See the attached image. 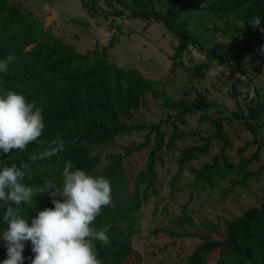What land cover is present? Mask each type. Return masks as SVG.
I'll list each match as a JSON object with an SVG mask.
<instances>
[{"label":"trees","instance_id":"1","mask_svg":"<svg viewBox=\"0 0 264 264\" xmlns=\"http://www.w3.org/2000/svg\"><path fill=\"white\" fill-rule=\"evenodd\" d=\"M80 1L90 15L112 17L110 32L113 21L122 16L127 20L143 19L147 24L153 20L160 22L162 28L176 39L170 70L180 66L190 70L193 77L202 80L207 77L206 71L211 61L217 65H230L241 76L246 73V63L241 52L224 56L208 49L205 50L206 60L187 57L185 61L189 47L199 46V40L187 30V22L178 20L181 18L179 10H174L169 16L149 11L148 6L152 0ZM198 1L219 21L233 17L237 22L234 33L243 42V50L264 65V55L258 51L264 45V33L259 30L264 28V0ZM176 3L184 6L193 4L194 0H176ZM256 16L260 17L261 22L259 28L254 30L249 23ZM115 43V35L111 33L100 52H78L44 27L43 22L35 16L22 12L16 4L0 0V61L9 55L15 57V61L8 65V72L0 73V88L21 93L28 102L35 101L36 106L42 110L45 124L38 142L30 143L23 151L0 153V169L12 163L19 167L21 162H28L31 170L26 173L22 183L33 188L48 184L59 188L63 181V169L69 160L73 164L72 170L80 168L93 176L107 178L111 184L112 205L104 207L93 224L96 229H106L110 240L108 246L95 242L102 264H124L129 258L132 252L131 238L140 231L141 209L160 192L158 166L163 165L162 156L174 152L182 138L178 125L185 124L186 115L214 105L201 93L192 101L184 97L172 100L165 95L160 82L146 78L135 69L116 65L110 60V50ZM235 93L233 86L231 97L236 100L238 109L234 117L253 136L252 142L246 143L241 151L252 143L257 144V150L264 148V138L256 124L264 100L261 101L254 90V96H246L240 105L239 96H235ZM147 96L160 100L174 113L149 126L128 123L127 120L132 121L137 110L145 104ZM168 128L170 130L167 132ZM221 130V124L217 123L214 136L222 142L219 153L212 157L211 163H204L199 169L192 170L194 183L212 189L231 179V188H248L250 181L256 180L261 170H264V167L258 171L249 170L258 159V151L249 158L231 162L226 156L228 142ZM138 133H143V141L140 143H130L104 156L97 152L101 144L114 145L116 139ZM58 137L64 141L62 151L51 158L29 160L31 154L43 152L49 147V142ZM73 140L75 143H72ZM145 151L144 166L136 171L130 159ZM209 151L210 141L206 138H203L200 146L180 150L179 171L174 174L171 183L174 185L179 180L184 164L199 159ZM102 157L108 163L99 172H95ZM232 176L235 179L230 178ZM51 199L48 192L38 193L31 205L20 206L21 215L30 224L40 210L54 206ZM3 212L4 208L0 207V232L6 227L2 221ZM164 212L167 210L164 209ZM182 218L188 224L193 223L187 213V205L182 206ZM200 225L207 237L188 256L187 264H264V201L231 220L223 221L221 225L209 226L204 222ZM218 228L223 229L222 237L214 238ZM212 252H217V258L210 262ZM23 255L24 264H31L34 254L30 242L26 243ZM6 258L4 241L0 239V262Z\"/></svg>","mask_w":264,"mask_h":264},{"label":"rangeland","instance_id":"2","mask_svg":"<svg viewBox=\"0 0 264 264\" xmlns=\"http://www.w3.org/2000/svg\"><path fill=\"white\" fill-rule=\"evenodd\" d=\"M16 4L24 13L31 14L43 22L56 37L74 47L81 53L100 52L108 42L111 33L116 43L110 50V60L116 65L135 69L148 79L160 82L164 93L172 100L186 98L192 101L198 93L203 94L214 105L185 116V124L178 125L182 138L177 149L162 156L163 165L158 166L159 195L152 197L142 207L139 220V233L131 238L132 252L124 264H187L188 256L199 246L207 234L201 222L207 225L219 224L241 215L250 207L264 201V170L256 180H251L248 188H231V179L209 189L194 183L193 169H199L204 163H211L212 157L219 153L222 142L215 138L217 123L221 124L222 135L227 139L226 156L233 163L242 158L251 157L257 150V144L249 145L253 136L242 122L234 117L238 110L236 100L231 96L232 87L235 96L242 105L245 97H253L254 90L260 100H264V65L251 58L243 50V42L234 33L237 22L233 17L223 21L213 18L208 11L194 0L193 4L181 5L176 0H152L149 11L169 16L179 10L180 22H187V30L199 40V46H190L185 56L195 60H206L205 50L218 55L232 56L243 54L246 63L244 76L235 72L230 65H217L211 62L206 71L207 77L198 80L190 70L176 66L171 68V55L176 39L168 33L160 22L154 20L147 24L143 19L127 20L125 16L113 21L111 32L109 24L112 17L99 14L90 15L82 7L80 0H7ZM89 1V0H86ZM102 6L101 2H98ZM119 27V29H118ZM202 46V47H200ZM188 66V63H185ZM146 102L136 112L132 121L153 125L165 120L174 111L165 107L160 100L146 97ZM260 135L264 138V107L256 120ZM170 128L167 129V132ZM203 138L209 139L210 151L197 160L184 164L180 178L173 185L172 177L179 171L178 152L194 145H201ZM143 141V133L122 136L115 144L99 145L97 152L118 151L130 143ZM258 159L250 166L251 171L264 167V148L257 150ZM147 152L130 159L136 171L143 168ZM102 157L95 169L99 172L107 165ZM134 171V170H133ZM235 179L234 176L230 177ZM187 205V213L192 224L183 221L182 206ZM164 209L167 212H164ZM174 236H171V235ZM223 229H216L214 238H221ZM217 258L212 252L209 261Z\"/></svg>","mask_w":264,"mask_h":264},{"label":"clouds","instance_id":"3","mask_svg":"<svg viewBox=\"0 0 264 264\" xmlns=\"http://www.w3.org/2000/svg\"><path fill=\"white\" fill-rule=\"evenodd\" d=\"M260 22L256 16L249 24L255 30ZM259 30L264 33V28ZM258 51L264 55V45ZM14 61L13 55L0 61V73H7ZM44 128L42 110L35 101L28 102L23 94L0 88V153L25 150L39 141ZM63 149L64 141L58 137L43 152L31 154L29 160L51 158ZM72 169V161H66L59 188L54 184L33 188L22 183L31 170L28 162L0 169V207L4 208L2 221L6 225L0 239L7 257L0 264H24L23 253L29 242L34 254L31 264H102L95 242L108 246L110 240L106 229H96L93 224L102 209L112 205L111 184L103 176ZM43 192H48L54 206L40 210L29 224L20 206L31 205Z\"/></svg>","mask_w":264,"mask_h":264},{"label":"water","instance_id":"4","mask_svg":"<svg viewBox=\"0 0 264 264\" xmlns=\"http://www.w3.org/2000/svg\"><path fill=\"white\" fill-rule=\"evenodd\" d=\"M210 63H211V62L209 61V66H210Z\"/></svg>","mask_w":264,"mask_h":264}]
</instances>
